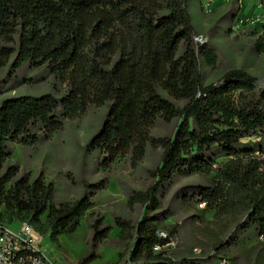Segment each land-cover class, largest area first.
Segmentation results:
<instances>
[{
  "label": "trees",
  "instance_id": "16d2710c",
  "mask_svg": "<svg viewBox=\"0 0 264 264\" xmlns=\"http://www.w3.org/2000/svg\"><path fill=\"white\" fill-rule=\"evenodd\" d=\"M196 34L187 0H0V67L9 64L10 77L25 64L44 67L66 84L62 96L20 95L1 102L0 171L11 144L49 139L65 121L108 104L87 143L103 155V165L127 155L135 165L147 144L161 149L152 184L127 198L129 207L144 209L140 219L114 218L119 238L131 242V264H176L153 250L170 242L158 236L160 196L175 176H210L211 185L183 198L219 214H244L239 227L264 239V82L257 85L252 74L232 69L203 84L200 59L213 67L217 53L207 41L196 43ZM263 39L256 41L261 51ZM158 118L177 120L171 135H150ZM18 173V165L9 164L0 174V222H27L56 244L61 235L73 234L92 208V191L55 206L52 183ZM82 186L94 187L84 181ZM90 228L91 253L79 264L90 263L107 236L99 221Z\"/></svg>",
  "mask_w": 264,
  "mask_h": 264
},
{
  "label": "rangeland",
  "instance_id": "374dc122",
  "mask_svg": "<svg viewBox=\"0 0 264 264\" xmlns=\"http://www.w3.org/2000/svg\"><path fill=\"white\" fill-rule=\"evenodd\" d=\"M263 1L187 0L196 35L203 36L217 53L213 67L200 59L203 84L217 82L222 74L232 69H243L257 78V85L263 84L264 51L256 45L259 37L264 36ZM261 42L264 45V39ZM8 72L9 64L0 67V84L3 86L0 104L13 96L45 93L62 96L66 92V84L48 75L44 67L34 69L25 64L11 77ZM250 97V93L245 94L246 100ZM168 98L178 106L184 103ZM107 107L108 104L90 107L80 117L65 121L63 128L49 139L40 138L32 145L11 144V156L0 171L1 174L5 166L16 164L18 176L26 174L30 181L42 176L45 183H52L54 187L55 206L72 202L92 191V208L73 234L61 235L58 244L43 235L40 249L53 264H79L90 255V225L95 221L106 228L107 236L97 243L95 258L88 264H121L129 258L127 248L131 242L119 238L114 218L132 223L140 219L144 209L138 204L129 207L127 198L131 191H142L152 184L151 171L160 163L161 149L147 144L143 158L135 165L130 155L103 165V155L97 150H88L87 143L101 127ZM176 126V119L165 122L158 118L150 135H171ZM226 160L224 157L218 162ZM83 181L94 185L93 189H85ZM211 184L210 176L202 175L175 176L171 180L160 196L163 214L158 230V236L170 242L163 248L153 249L154 252L164 251L165 257L176 264L182 261H192V264H221L222 261L227 264H264V239L239 227L245 220L244 214H219L203 203L186 199L196 187ZM4 210L1 207V211ZM17 227L18 224L11 226L12 229ZM120 254L124 257L119 258Z\"/></svg>",
  "mask_w": 264,
  "mask_h": 264
},
{
  "label": "built area",
  "instance_id": "2783aa9c",
  "mask_svg": "<svg viewBox=\"0 0 264 264\" xmlns=\"http://www.w3.org/2000/svg\"><path fill=\"white\" fill-rule=\"evenodd\" d=\"M194 41L202 44L206 39L196 35ZM247 139L252 140L251 137ZM14 224H18L16 229L11 228ZM43 238V234L27 222H0V264H53L40 249ZM157 248L160 247L155 246L153 249ZM121 264L131 263L126 258ZM221 264L227 262L222 261Z\"/></svg>",
  "mask_w": 264,
  "mask_h": 264
},
{
  "label": "crops",
  "instance_id": "0c3cea01",
  "mask_svg": "<svg viewBox=\"0 0 264 264\" xmlns=\"http://www.w3.org/2000/svg\"><path fill=\"white\" fill-rule=\"evenodd\" d=\"M200 2V1H199ZM213 1H211V3H212ZM231 2V0H227V2L226 3H230ZM201 3V2H200ZM225 3V4H226ZM263 3H264V1H263ZM213 4H215V2H213ZM217 6H218V4H217ZM253 6V5H252ZM238 14V13H237ZM244 15H246V14H244Z\"/></svg>",
  "mask_w": 264,
  "mask_h": 264
}]
</instances>
